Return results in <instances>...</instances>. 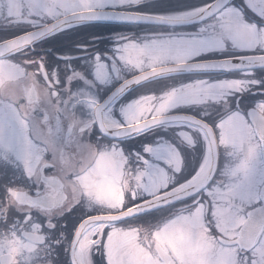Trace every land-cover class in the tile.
<instances>
[{
    "label": "snow or ice",
    "instance_id": "6c2138e0",
    "mask_svg": "<svg viewBox=\"0 0 264 264\" xmlns=\"http://www.w3.org/2000/svg\"><path fill=\"white\" fill-rule=\"evenodd\" d=\"M0 264H264V0H0Z\"/></svg>",
    "mask_w": 264,
    "mask_h": 264
},
{
    "label": "flooded vegetation",
    "instance_id": "af4514ba",
    "mask_svg": "<svg viewBox=\"0 0 264 264\" xmlns=\"http://www.w3.org/2000/svg\"><path fill=\"white\" fill-rule=\"evenodd\" d=\"M112 30L121 31L123 29H121V28H119L117 26L111 25V24H102V25H100V26H98L96 28L88 29V30L82 32L77 37V39H85V38H87V35H88L89 31H95V32H98V33H102L105 37H107Z\"/></svg>",
    "mask_w": 264,
    "mask_h": 264
}]
</instances>
